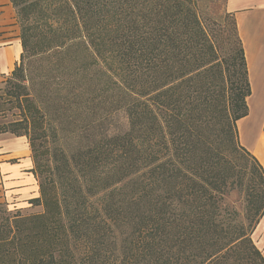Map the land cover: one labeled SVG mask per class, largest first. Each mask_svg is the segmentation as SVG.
<instances>
[{
    "label": "trees",
    "instance_id": "obj_1",
    "mask_svg": "<svg viewBox=\"0 0 264 264\" xmlns=\"http://www.w3.org/2000/svg\"><path fill=\"white\" fill-rule=\"evenodd\" d=\"M10 1L20 119L0 135L29 140L40 210L0 211V264H264V168L239 138L252 88L234 15L231 37L216 0ZM80 55L109 80L92 105L109 102L127 128L52 158L28 74L48 60L76 89Z\"/></svg>",
    "mask_w": 264,
    "mask_h": 264
},
{
    "label": "rangeland",
    "instance_id": "obj_2",
    "mask_svg": "<svg viewBox=\"0 0 264 264\" xmlns=\"http://www.w3.org/2000/svg\"><path fill=\"white\" fill-rule=\"evenodd\" d=\"M27 1L28 0H24V2ZM226 4L227 0H216L211 4L209 12L213 19L217 16L223 17L224 28L227 34L231 36V20H229L230 18L225 19V15L227 14ZM14 11L21 39V21L17 9L14 8ZM78 60L80 66H86L87 68L88 61L84 56L80 55ZM101 66L105 65L102 63L99 67ZM95 70V68L91 70L87 68V70L80 73L79 78L81 81L79 87L74 85L76 89H71V86L68 84H66L64 88L63 85L60 84V76L51 69V64L48 60L43 59L38 61L32 68L31 73L28 74L33 80L32 83L28 82L27 86L30 87L31 93L40 102V106L47 117L45 131H40V135L42 136L40 148L43 151L49 149L52 158L53 156L60 158V156L62 157L64 154L71 153L79 147L86 146L89 143L88 140H96V138L103 133H117L127 128L128 123L126 116L121 112L114 113L110 109V104L106 101L109 94L102 99V101H106L103 107L105 109L92 105L91 101L93 99H98L102 96L100 90L107 88L109 85L106 84V82L109 81L107 75L101 76L98 72H95ZM10 78L11 74L0 78V127L6 125L10 126V123L12 124L20 119L18 117L20 109H18L17 103L13 97V93L19 90L20 84L15 80L9 83L8 81ZM92 79L93 81H91ZM4 85H7V88H3ZM77 92L85 94L83 100L79 98L81 103H77L76 100H74L77 99L74 96ZM98 101L99 100L96 102ZM263 120L264 114L254 127L253 131H255L256 135L260 134L262 131ZM3 135L13 136L9 133ZM231 202H236V204H238V198L235 197ZM39 210L40 207L30 206L22 210V213L32 214ZM0 211L13 213L15 210H10L8 207L2 206L0 207Z\"/></svg>",
    "mask_w": 264,
    "mask_h": 264
},
{
    "label": "crops",
    "instance_id": "obj_3",
    "mask_svg": "<svg viewBox=\"0 0 264 264\" xmlns=\"http://www.w3.org/2000/svg\"><path fill=\"white\" fill-rule=\"evenodd\" d=\"M227 11L234 15L242 40L249 71L252 95L247 99L249 115L238 122L241 144L264 168V120L260 134L243 135L240 124L249 119L256 107L264 111V0H227ZM23 52L20 30L10 0H0V78L11 74ZM34 161L26 137L0 136V207L25 210L39 196ZM253 240L264 255V217Z\"/></svg>",
    "mask_w": 264,
    "mask_h": 264
},
{
    "label": "bare ground",
    "instance_id": "obj_4",
    "mask_svg": "<svg viewBox=\"0 0 264 264\" xmlns=\"http://www.w3.org/2000/svg\"><path fill=\"white\" fill-rule=\"evenodd\" d=\"M264 114L262 107H256L255 110L252 111V114L250 115L249 119L245 121V123L240 124V131L245 136L250 133L252 136H255L254 127L258 124L259 120L262 118Z\"/></svg>",
    "mask_w": 264,
    "mask_h": 264
}]
</instances>
